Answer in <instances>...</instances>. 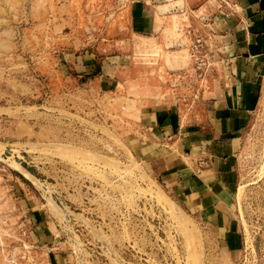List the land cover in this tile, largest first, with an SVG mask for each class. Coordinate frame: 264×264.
Instances as JSON below:
<instances>
[{"label": "rangeland", "instance_id": "obj_1", "mask_svg": "<svg viewBox=\"0 0 264 264\" xmlns=\"http://www.w3.org/2000/svg\"><path fill=\"white\" fill-rule=\"evenodd\" d=\"M160 1L0 0V264H264V77L237 152L235 245L143 155L140 113L196 105L229 12ZM141 4L149 29L131 22Z\"/></svg>", "mask_w": 264, "mask_h": 264}, {"label": "crops", "instance_id": "obj_2", "mask_svg": "<svg viewBox=\"0 0 264 264\" xmlns=\"http://www.w3.org/2000/svg\"><path fill=\"white\" fill-rule=\"evenodd\" d=\"M161 2L173 6L176 0ZM224 4L229 12L218 17V67L210 74L207 89L203 86L194 100L196 105L187 106L178 94L166 97L147 105L140 123L153 144L143 155L155 178L186 206L212 216L218 229L229 233L224 239L235 245L236 235L230 234L227 223L232 220L229 213L238 185L237 152L264 77V0H224ZM153 15L141 4L130 14L131 22L149 29Z\"/></svg>", "mask_w": 264, "mask_h": 264}, {"label": "bare ground", "instance_id": "obj_3", "mask_svg": "<svg viewBox=\"0 0 264 264\" xmlns=\"http://www.w3.org/2000/svg\"><path fill=\"white\" fill-rule=\"evenodd\" d=\"M127 14H128V12L127 11H123L122 13H120L119 15H124L125 17H127ZM176 16V15H175ZM176 17H178V16H176ZM142 39H144L143 37H142ZM149 39H151V38H149ZM148 39V40H149ZM156 39V38H155ZM155 39L153 40V39H151V43L154 41L155 42ZM141 40V39H140ZM146 40V39H145ZM145 40H143L144 41V43H145ZM148 40H146V41H148ZM157 40V39H156ZM142 41V40H141ZM149 43V41L148 42H146V44L147 45H149L148 44ZM156 43H157V41H156ZM153 44H155V43H153ZM153 44H150L151 46L153 45ZM157 45V44H156ZM159 46V45H158ZM185 50H186V48H185ZM183 51H184V49H183ZM183 51H181V52H183ZM166 56V55H165ZM193 57V56H192ZM25 172H26V174H27V176H29L30 178H33V176L28 172V171H26L25 170ZM52 201V200H51ZM50 202V201H49ZM54 205V204H53ZM56 206V205H55ZM56 209V208H55Z\"/></svg>", "mask_w": 264, "mask_h": 264}]
</instances>
